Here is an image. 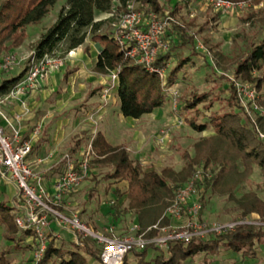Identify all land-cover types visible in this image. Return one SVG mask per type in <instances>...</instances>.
I'll list each match as a JSON object with an SVG mask.
<instances>
[{
	"label": "trees",
	"instance_id": "16d2710c",
	"mask_svg": "<svg viewBox=\"0 0 264 264\" xmlns=\"http://www.w3.org/2000/svg\"><path fill=\"white\" fill-rule=\"evenodd\" d=\"M60 0H3L0 3V54L13 49L26 38V28L30 25L40 24ZM131 0H64L60 6L54 22L40 35L32 45L35 58L47 54L52 57L63 58L68 52L83 45L87 38L100 46L93 71L109 74L117 71L116 96L119 102L120 113L124 117L138 119L153 110L163 107L166 102L165 86H173L178 82L187 59H182L174 66H169L173 56V47L194 44L193 35L187 34L184 25H171L166 27L167 36L177 31V44L170 46L166 51L157 54L154 65L165 70V83L157 73L150 72L144 64L137 63L126 57L113 36L103 31L106 23L113 19L114 3L116 12H123ZM232 3H247L253 11L247 20L255 27H260L257 42H252L248 50L238 57L234 76L251 83L256 89L264 84V0H226ZM137 7L146 11L162 13L157 0H137ZM112 13L111 17L96 20L95 13ZM218 10L212 20H218L222 14ZM190 25L193 24L189 23ZM185 25V26H190ZM206 42V41H205ZM176 43V42H175ZM221 57L217 50L214 53ZM28 62V61H27ZM27 67V64H26ZM26 67L18 75L0 81V96H5L16 81L24 74ZM231 99L237 104V95L230 86ZM178 95L180 109L190 114L185 117L187 125L196 132H203L209 128L212 134L199 138L193 143V155L185 154L186 161L179 171L168 167L160 170L153 165L142 167L131 159L124 145H111L104 135L97 132L92 141L95 161L111 167L108 179L126 182L125 196L128 201L126 211H132L137 220L138 233L145 232L147 237L157 234L156 229L147 231V228L156 224L173 195V185L193 176L196 171L194 165L204 161L215 166L214 174L210 178H203L201 185L204 191L212 190L218 195H227L233 199L240 211V216L248 217L255 214L264 220V200L253 191H248L240 197H235L236 187L247 180L252 174L254 166L259 167L264 175V141L258 138L256 127L264 133V117L258 116L254 123L243 119L237 112L212 113L207 121L199 122L205 117L204 109H209L211 99L207 93H191L186 96L184 92ZM264 104V100L261 101ZM202 104V107L199 105ZM92 161V160H91ZM205 167V166H204ZM241 167V168H240ZM196 184H199L197 181ZM120 195V191H115ZM201 204L203 198H201ZM62 211V201L56 206ZM201 211V210H200ZM167 219L162 218L160 225H166ZM0 224L4 228L7 240H15L19 232L30 235L29 231H21L14 222L13 208L0 202ZM81 242L74 243L72 249L62 250L54 243L48 242L45 253L39 264H92L86 257L88 255L98 264L100 250L94 249L93 240L78 237ZM256 245H264V228L258 225L241 224L234 231L214 236L213 239L204 240L194 238L190 243L179 241L170 242L166 247L167 255L161 251L154 255L148 249H158L149 245L143 250L134 252L135 261L129 262L124 258L122 264H190L196 256L203 254L201 264H210L207 257L217 255L220 249L240 253L242 257L254 258ZM158 251V250H157ZM6 255L0 252V264H9Z\"/></svg>",
	"mask_w": 264,
	"mask_h": 264
},
{
	"label": "rangeland",
	"instance_id": "374dc122",
	"mask_svg": "<svg viewBox=\"0 0 264 264\" xmlns=\"http://www.w3.org/2000/svg\"><path fill=\"white\" fill-rule=\"evenodd\" d=\"M2 1L0 0V3ZM157 1L162 9V13H154L163 25L166 21L168 22V25L165 26V30L162 33V38L168 44V48L177 44V31L174 30V34L167 36L166 27L168 28L174 24L184 25L186 32H188L187 34L193 35L194 37L193 45L184 44L173 47V56L168 64L172 67L180 60L187 59L179 73L178 82L174 86L176 87L178 95H181L186 89L184 94L188 97L190 96V92L198 94L207 93L209 99H211L212 106L209 109H204L206 116L199 118L198 121H207L208 116L214 112L221 114L226 111L237 112L241 114L243 119H248V114L245 111V103L237 96V104H234L235 101L231 99V91L229 88L232 86L236 92L237 85L253 86L251 83L234 76V69L238 57L248 50L252 42H257L260 35V27L258 24L253 27L250 24V20L246 19L252 13L253 7L249 5V7L229 12L232 14L234 23L221 28V26H218V20H212L213 15L218 10L212 6H208L204 0ZM63 2L64 0H60L50 13L42 19L40 24L30 25L26 28V38L22 44L0 54V59H2L7 54L13 52L17 59H21L17 64L12 65L0 75V81L16 76L25 69L27 64L26 55L32 50V45L44 30L54 22ZM137 8L141 9L139 7ZM259 8L264 10L262 5H259ZM141 10L146 11L145 9ZM118 14L115 11L113 19L105 24L103 31L110 35L115 32ZM192 22L193 24L190 25L189 23ZM186 24L190 26H185ZM223 32L225 33L224 36H222ZM217 50L220 52L221 57L214 55ZM258 92L260 93L259 105L264 108V104L261 103L264 100V84ZM178 97L176 98L175 108H173L171 103H168L163 109V114L168 120L155 125L154 132L149 133L151 128L146 120L138 124L140 125L141 137L138 140H132L136 143L133 149L128 150V153L130 158L137 160L143 168L153 165L158 170L163 167H168L174 171H179L186 161L184 155H193V143L201 137L212 134L210 128L203 132H196L187 125L185 117H189L190 114L180 109ZM199 107H202V104ZM91 112L89 110L82 115L83 117H87L86 120L92 124L87 130L90 132V136L93 133V129H95V132L100 127L97 116L93 118L94 120L90 119L89 114ZM115 112V110L112 111L113 114ZM255 117H258V115L255 114ZM178 120H182L181 125L177 123ZM121 123V121L117 120L116 125L106 130L111 145H128L131 143L128 141L129 138L126 135H120V130L124 127ZM88 138L89 136L87 135L81 138L80 148L81 146L85 147L89 141ZM74 144L75 142L72 143L71 141L67 145L65 144L66 147L62 148L59 156H62V152L69 150V147H76ZM68 152L72 155L71 150ZM194 169L196 172L201 171V173L212 176L215 171V166L211 163H207L206 165L204 161H201L194 165ZM110 172L111 167L96 162L93 157L89 165V175L80 185L62 199V212L78 215L91 228L103 233H109L111 231L117 236L137 234L136 217L132 211H126L128 203L125 196L126 182L108 179L107 175ZM53 174H60V168L54 171ZM190 177L191 175L185 181L172 184L173 190L184 184ZM1 181L0 202L7 204L13 187H9L7 181ZM197 181L199 184H196V192L201 205L199 219L202 222L210 226L216 222L233 221L242 218L233 199H230L227 195H218L212 190L204 191L203 185L200 184V182L202 183V179ZM116 190L121 192L119 196L116 195ZM248 191L255 192L259 198L264 200V175L262 170L257 166H254L253 172L247 180L236 187L234 195L235 197H240ZM201 198H203L202 204L200 201ZM249 217H253L254 219L258 218L255 214H251ZM189 221L190 219L188 217H183L181 220H167L166 225L176 227L177 229H184ZM71 234L74 237L73 241L64 240L62 236H59V231L56 236L48 235V241L54 239V243L66 251L74 248V243L81 242L77 235H74L72 232ZM213 238V235H209L204 240ZM6 240L4 228L0 224V245H5ZM93 247L94 249H98L97 245ZM157 250L149 248L148 252L150 256L160 251L164 255H167L166 248H158ZM26 254H18L17 256L23 260L22 262H30V264H33L31 260H26ZM86 257L90 263L98 264L88 255ZM203 257V254L198 255L189 263L201 264ZM126 259L129 262H134V252L127 254ZM206 259L210 264H264V245H256V255L254 258L242 257L240 253L221 248L219 254L210 255Z\"/></svg>",
	"mask_w": 264,
	"mask_h": 264
},
{
	"label": "built area",
	"instance_id": "2783aa9c",
	"mask_svg": "<svg viewBox=\"0 0 264 264\" xmlns=\"http://www.w3.org/2000/svg\"><path fill=\"white\" fill-rule=\"evenodd\" d=\"M137 0L127 3L123 12H119L116 30L112 34L114 40L123 50L124 55L137 63H142L150 72L158 74L165 83V70L154 65L159 52L166 51L168 44L163 40L162 33L168 22L163 23L154 12H146L137 8ZM208 6L223 12H232L249 7L247 3H232L226 0H204ZM23 59V58H22ZM21 59L11 52L0 59V75ZM27 67L24 74L16 81L9 93L0 96V118L4 126L0 125V178L11 182L16 188L15 204L13 208L14 222L21 231H29L32 239L33 264H39L48 245V228L51 222L58 227L72 232L77 237L89 238L94 241L100 250V261L103 264H122L127 254L140 251L152 245L157 248H166L170 242L190 243L194 238L204 239L209 235H220L234 231L238 225L252 224L264 227V220L253 217H243L238 220L216 222L207 226L199 219L201 205L196 192V182L199 179L210 178L209 174L197 171L184 184L173 190L168 204L162 214L167 220H181L188 217L190 221L184 229H177L168 225H160V220L147 228L156 229L157 234L147 237L145 232L134 235L117 236L111 231L103 233L91 228L76 214H67L56 209L62 199L89 175V165L95 156L92 141L80 152L78 157L68 153L62 156L63 168L52 184V193L49 195L42 178L33 169L28 161L32 152L33 143L41 134L40 123L33 125L30 134L24 137L22 121L30 114L31 108L25 96L35 90L40 77L54 65L61 62L60 58L47 54L35 58L31 50L26 55ZM109 82L102 90L105 100L117 86V71L109 72ZM164 93L169 103L175 108L178 92L176 87L165 86ZM238 98L245 103L248 119L254 123L255 114L264 117V108L259 105L260 93L254 86H236ZM17 100L21 107L19 112L8 117L2 110L7 100ZM101 107L93 110L89 116L94 120L99 115ZM254 114V115H253ZM179 125L182 120H178ZM258 137L264 141V133L256 127Z\"/></svg>",
	"mask_w": 264,
	"mask_h": 264
},
{
	"label": "crops",
	"instance_id": "0c3cea01",
	"mask_svg": "<svg viewBox=\"0 0 264 264\" xmlns=\"http://www.w3.org/2000/svg\"><path fill=\"white\" fill-rule=\"evenodd\" d=\"M116 6L117 4L114 3L112 8L114 13ZM111 15L112 13L97 11L95 19L104 20L111 17ZM231 15L229 12L221 14L217 21L218 26L223 28L234 23ZM224 34L223 32L222 36ZM221 48L223 47L221 46ZM99 52L100 46L87 38L83 45L71 50L61 58V62L58 65L47 69L40 77L37 88L25 96L28 106L31 108V114L21 123L24 137L30 134L34 124L40 123L42 126L41 134L33 143L28 161L41 176L49 195L52 193V184L59 175H55L53 172L58 168H60L61 172L63 168L62 156L66 153L69 154L68 151L71 150L72 155L78 157L86 145L93 141L97 132L102 133L106 141L111 144L106 130L116 125L117 120L121 121L124 127L120 130V135H126L129 138L128 141L131 142L128 145H124L128 152L135 146L136 142L132 140H138L141 137L140 125H138L141 121H147L151 128L149 133H152L155 125L168 120L163 114V109L169 103L168 97H166L163 107L157 108L138 119L124 117L120 113L116 87L110 91V94L104 100L101 94L103 88L109 82V75L93 71ZM99 107L101 109L97 117L99 118L100 127L98 125L99 130L95 132V129H93V133L90 136V132L87 130L92 124L86 120L87 117L82 115L86 111L90 110L91 112ZM20 109L21 107L17 100L9 99L2 105V110L8 117H12ZM113 110L116 111L115 114L112 113ZM4 124V121L0 118V125L4 126ZM85 135L89 136V141L85 147L81 146L80 148L81 138ZM67 141L75 142L74 146L76 145V147H69V150L62 152V156H59L62 148L66 147ZM1 180L6 181L0 178V182H2ZM8 183L9 187H13V190L8 198L11 203L8 202L6 205L14 208L16 188L11 182ZM47 231L48 235L51 236H56L59 231V236H62L64 240L73 241L74 238L71 232L58 227L54 222L50 223ZM0 252L6 255L10 262L9 264H30V262H22L23 260L17 255H25L27 253L26 260H31V236L19 232L15 240H6L5 245H0Z\"/></svg>",
	"mask_w": 264,
	"mask_h": 264
}]
</instances>
